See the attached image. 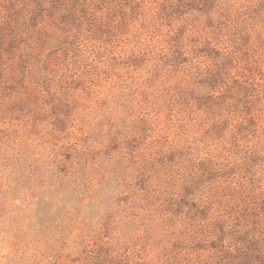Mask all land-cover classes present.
Here are the masks:
<instances>
[{"label":"rangeland","instance_id":"374dc122","mask_svg":"<svg viewBox=\"0 0 264 264\" xmlns=\"http://www.w3.org/2000/svg\"><path fill=\"white\" fill-rule=\"evenodd\" d=\"M0 264H264V0H0Z\"/></svg>","mask_w":264,"mask_h":264}]
</instances>
